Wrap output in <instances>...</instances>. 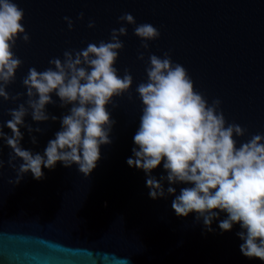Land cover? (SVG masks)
I'll return each instance as SVG.
<instances>
[{
    "label": "water",
    "instance_id": "95a60500",
    "mask_svg": "<svg viewBox=\"0 0 264 264\" xmlns=\"http://www.w3.org/2000/svg\"><path fill=\"white\" fill-rule=\"evenodd\" d=\"M24 10L23 26L30 43L17 40L14 54L23 61L10 95L25 93L22 84L29 68L38 71L50 67L54 57L63 59L68 49H82L89 43L110 39L113 28L121 27L119 17L131 13L137 24L151 23L160 37L148 41L149 49L134 35V26L125 25L121 36L124 49L115 67L119 75L125 69L133 76L129 93L114 98L108 106L115 122L112 141L102 145L101 158L89 177L78 166L65 168L58 163L54 170L44 168V179L37 181L29 172L18 185L9 184L16 173L8 167L11 149L0 141V264H264L249 259L240 251L242 229L219 228V219L207 231L196 213L178 217L171 207L172 195L153 200L146 184L147 174L129 167L137 147L136 134L142 102L136 86L147 80L150 54L163 57L169 53L174 64L188 71L198 92L211 104L221 101L228 123H236L247 132L237 137L238 146L253 134H264V0H14ZM83 12L85 19L80 21ZM75 22L70 31L64 17ZM89 20L96 27H88ZM143 52L144 60L138 59ZM129 95L132 99L129 100ZM46 106L57 120L37 123L31 114L25 124L43 132L29 133L21 127V146L43 155L48 142L61 130L60 118L70 105ZM0 98V123L11 117L8 110L24 103ZM3 131L12 135L6 126ZM35 136L37 143H32ZM17 166L22 161L17 160ZM163 163L152 172L160 180L166 176ZM165 191L170 186L161 181ZM176 194L192 185L175 184Z\"/></svg>",
    "mask_w": 264,
    "mask_h": 264
},
{
    "label": "clouds",
    "instance_id": "9594fccd",
    "mask_svg": "<svg viewBox=\"0 0 264 264\" xmlns=\"http://www.w3.org/2000/svg\"><path fill=\"white\" fill-rule=\"evenodd\" d=\"M24 18V10L14 0H0V98L16 102L27 96L24 103L8 110L11 118L0 123V141L11 149L7 165L16 173L9 184L18 185L29 172L40 181L44 179L43 169L54 170L58 163L65 168L75 164L89 177L101 158V146L112 143L110 132L115 122L108 106L115 107L114 98L133 87L130 71L125 69L121 77L115 67L124 49L120 37L128 35L125 25L134 26V35L143 41L145 50L149 49L147 42L161 34L151 23L137 24L134 16L125 12L118 18L121 27L111 30L109 40L65 50L63 59L52 58L51 66L43 71L29 68L22 80L26 92L10 95L7 88L23 64L13 48L21 37L30 43ZM78 19H85L83 12ZM64 21L70 31L74 30L71 17L65 16ZM88 27L94 29L95 21L89 20ZM138 59L144 60L143 52ZM145 71L147 80L136 86L143 105L133 137L137 147L127 164L147 174L150 198L175 197L171 207L178 217L195 212L196 221H202L211 232L213 221L226 213L219 228L230 232L238 224L242 229L237 233L243 241L241 253L264 261V134H253L238 146L236 138H243L247 130L228 123L221 101L214 99L209 104L196 90L186 68L174 64L169 53L162 58L150 54ZM53 93L61 107H71L60 118L61 130L48 142L43 155L33 153L21 146L20 128L26 127L29 133L43 132L25 124L29 114L37 123L57 120L46 112L47 105L55 104ZM5 126L12 135L3 131ZM32 143H37L35 136ZM17 160L22 161L18 166ZM162 163L167 175L157 180L152 172ZM4 166L0 159V169ZM164 180L170 185L166 191L161 183ZM178 183L192 186L181 188L177 195L171 185Z\"/></svg>",
    "mask_w": 264,
    "mask_h": 264
}]
</instances>
